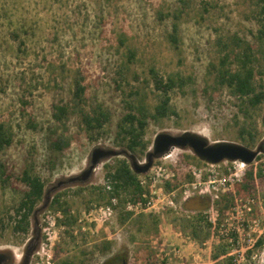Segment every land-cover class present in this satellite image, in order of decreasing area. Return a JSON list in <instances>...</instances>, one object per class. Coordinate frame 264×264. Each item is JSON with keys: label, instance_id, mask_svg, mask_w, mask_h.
<instances>
[{"label": "rangeland", "instance_id": "rangeland-1", "mask_svg": "<svg viewBox=\"0 0 264 264\" xmlns=\"http://www.w3.org/2000/svg\"><path fill=\"white\" fill-rule=\"evenodd\" d=\"M255 1L0 0V125L13 132V144L0 153V159L19 174L26 158L32 156L47 191L87 169L95 147L128 151L114 142L116 123L124 111L125 95L132 89H144L151 106L160 100L161 93L151 75L152 68L162 76L175 73L193 76L196 84L187 87L185 95L178 90L171 92V106L178 116L149 121L144 137L149 144L146 153L161 132L178 135L191 131L206 136L211 142L225 140L248 147L234 126L237 109L228 92L217 93L213 103L209 104L203 90L214 83L211 65L216 62V38L238 32L248 34L253 40L251 31L255 34L259 28ZM159 13L166 18L161 20ZM174 22H178L180 28L177 49L169 41ZM130 51L135 54L131 62ZM75 75L85 77L89 102L105 103L113 112V121L106 127L104 135L92 140L73 120L67 133L73 137L72 146L57 156L56 168L52 170L48 163L51 154L49 135L55 127L52 106L71 99ZM118 85L121 90L117 89ZM191 89L196 90V94ZM263 118L264 111L259 121L260 139L255 147H249L251 149L264 140ZM146 153L136 156L139 162H145ZM191 154L189 149L176 148L168 154L170 157L166 155L156 160L154 166L163 171L167 168L180 181H186L193 166L204 167L185 158ZM121 157L131 164L129 157ZM257 163L264 166V157ZM107 164H113V158L102 161L87 183H67L52 192L48 207L38 215V225L33 214L28 234L12 232L15 221L11 217L15 216L23 196V184L14 178L12 184L0 187V216L4 218L0 225V251L10 252L16 264H21L29 243L34 240L35 244L39 236L30 264L41 259H53V264H62L66 259L74 264H104L125 249L128 264H148L149 261L164 264V259H168V264H215L212 253L226 229L241 226L256 239L264 236V188L260 194L252 196L251 193L246 199H240L225 214L218 235L202 244L182 234L171 222L173 214L170 211L180 213L186 199L204 194L220 199L234 184L242 181L249 166L242 171L222 163L210 168L214 174H204L205 183L199 185L195 179L193 183L181 184L176 189L177 209L158 214L161 216L160 237L140 229L136 220L140 213L122 222L120 215L125 213V206L115 209L106 219L90 216L95 206L108 203L88 202L93 187L107 186ZM225 179L229 180L228 185H223ZM210 180L215 181L213 185ZM162 181L158 187L164 189V178ZM79 188L85 190L77 194ZM64 191L69 194L67 199L78 218V223L71 229L60 224L63 219L60 212L49 208L55 195ZM43 205L44 200L37 209ZM216 211L211 209L206 213L214 220L218 218ZM108 240L113 242L112 251L102 253V243ZM255 253L258 254L256 260L252 258ZM263 254L264 247L253 251L246 263L260 264Z\"/></svg>", "mask_w": 264, "mask_h": 264}, {"label": "trees", "instance_id": "trees-1", "mask_svg": "<svg viewBox=\"0 0 264 264\" xmlns=\"http://www.w3.org/2000/svg\"><path fill=\"white\" fill-rule=\"evenodd\" d=\"M254 6L259 28L255 34L251 31L253 40L249 38L248 34L241 35L238 32L232 35L218 36L215 40L216 62L211 65L214 71V83L212 86L206 85L203 90V95L208 99L209 104L213 103L217 93L228 92L237 109L233 117L234 126L238 128L240 139L248 147H255L260 139L259 121L264 111V0H256ZM159 17L163 20L166 15L159 13ZM175 17L178 19L179 15L176 13ZM14 36L18 38L17 33H14ZM169 41L173 48H178L180 43L178 22L173 23ZM128 56L131 62L135 54L130 51ZM124 68L127 66L125 65ZM124 68H122V77L125 79ZM151 75L157 91L161 93L158 103L151 106L148 103V94L144 89H132L125 95L124 111L116 123L114 142L119 146L126 147L137 157L144 155L148 150L149 144L144 141V137L149 121L178 116L177 111L171 106V92L178 90L185 95L186 88L196 84V79L193 76H184L181 73L162 76L157 69L152 68ZM72 86L71 99L67 102L54 103L52 106L55 127L50 130L49 149L51 154L48 158L52 170L56 168L57 156L72 146L73 137L67 133H69L70 123L73 120L80 131L92 140L104 135L107 132L106 127L113 121V112L105 103L89 102L87 96L89 86L85 84V77L75 75ZM117 89L121 90V85H118ZM191 90L193 94H196V90ZM12 144L13 132L1 124L0 153L10 148ZM263 157L264 155L258 156L257 161L251 164L245 172L242 181L234 184L233 188L222 195L220 199L215 200L211 194L196 195L185 200L180 213L176 214L170 211L173 214L171 220L173 226L182 234L201 244L210 237L217 236L225 214L235 207L240 199H246L251 193L252 196H255L256 193L260 194L263 191L261 188H264V166L257 163ZM185 158L196 165H206L192 154L185 155ZM106 169L107 186L93 187L88 202H109L111 198L115 197L118 200L115 209L125 206V213L120 215L121 221L130 220L135 216V213L128 211L126 206L128 203L140 202L147 192L141 184V176L136 174L132 170L130 162L122 157L113 158V164H107ZM14 178L23 184L24 190L21 201L15 209V216L11 217L15 221L12 232L28 234L34 211L44 200L46 182L36 171V161L32 156L26 158L19 174L11 170L6 161L0 159V187L4 188L7 184H12ZM194 181L193 173L186 175V181H180L175 177L165 183V190L172 192L184 182L193 183ZM84 190V188H79L76 193ZM68 195L66 191L56 194L49 208L60 212L63 215V219L59 221L60 224L71 229L78 223V218L73 214L67 199ZM211 209L218 211V218L215 222H212L209 214L206 213ZM136 218L141 230L144 229L147 234L162 236L160 215L140 213ZM148 220H151L149 224L146 223ZM3 222L4 218L0 216V225ZM233 236L236 237L235 234ZM112 247V241H103L100 251L109 253L112 251ZM263 247L264 236H259L252 249L246 252L247 257H251L253 251ZM232 248V244L221 236L212 253L213 262L215 264H235V258L231 255ZM167 260L164 259V264H168ZM62 264L74 263L66 259ZM104 264H128V251L125 249L114 254ZM148 264L158 263L149 261Z\"/></svg>", "mask_w": 264, "mask_h": 264}, {"label": "water", "instance_id": "water-1", "mask_svg": "<svg viewBox=\"0 0 264 264\" xmlns=\"http://www.w3.org/2000/svg\"><path fill=\"white\" fill-rule=\"evenodd\" d=\"M176 148L181 150L189 149L204 164L220 165L224 162L240 161L246 165H251L257 160L258 156L264 155V140L255 149H251L243 144L225 140L211 142L206 136L191 131H185L178 135L161 132L156 135L152 148L146 153L145 162H139L136 156L129 154L127 150L118 151L107 146L95 147L90 154V164L87 169L77 176L70 177L66 181H60L56 186L46 191L44 205L34 211L36 225H38V215L48 207L52 192L67 183H87L102 161L125 155L131 159L132 170L136 174L144 176L150 172L156 160L163 158ZM35 241V244L34 240L29 243L22 259V264H30L31 258L38 247L39 236Z\"/></svg>", "mask_w": 264, "mask_h": 264}, {"label": "built area", "instance_id": "built-area-1", "mask_svg": "<svg viewBox=\"0 0 264 264\" xmlns=\"http://www.w3.org/2000/svg\"><path fill=\"white\" fill-rule=\"evenodd\" d=\"M168 155V154H167ZM169 156V155H168ZM170 157V156H169ZM167 157V158H169ZM256 162V161H255ZM254 162V163H255ZM226 164H231L234 166L235 169L245 170L247 166L245 163H242L240 161L235 162H224ZM204 167H192V173L195 176V179L198 181L197 183L199 185L205 183V175L206 173L212 172L214 174V171H212L210 168H214L220 165H203ZM232 170V169H230ZM175 177V174L173 171H170L167 168H164V171L161 167L156 169V166L153 165L152 169L147 175L141 176V184L142 186L147 190V192L143 195V199L136 203H128L127 209L129 211H132L134 213H145L149 211L150 213H157L159 214L161 211H165L167 209H177V191L174 190L172 192H168L165 190V187H158L163 182L162 178H164V184L172 180ZM215 181H209L211 185L214 184ZM225 184H229V180L225 179ZM185 193H187V190H185ZM118 205L117 198H111L110 201L100 207L95 206V208L90 212V216L97 215L100 219H106L107 217H111L115 211V207ZM94 214V215H93ZM215 215L218 216V211L215 212ZM217 219V218H216ZM216 219H211L212 222H215ZM244 226V225H243ZM247 228H243L241 226L238 227H232L229 229H226L224 232L221 233L222 237L225 238L229 243L232 244L233 248L231 251V255L235 258V264H243L247 262V255L246 252L254 246L256 243V238L252 233H249ZM233 234L236 235V237L233 236ZM236 240V241H235ZM264 255V254H263ZM254 260L258 258V254L255 253L254 256H252ZM36 264H53V259H41V261H38ZM260 264H264V259L260 261Z\"/></svg>", "mask_w": 264, "mask_h": 264}, {"label": "flooded vegetation", "instance_id": "flooded-vegetation-1", "mask_svg": "<svg viewBox=\"0 0 264 264\" xmlns=\"http://www.w3.org/2000/svg\"><path fill=\"white\" fill-rule=\"evenodd\" d=\"M0 264H16V261L10 252L0 251Z\"/></svg>", "mask_w": 264, "mask_h": 264}]
</instances>
